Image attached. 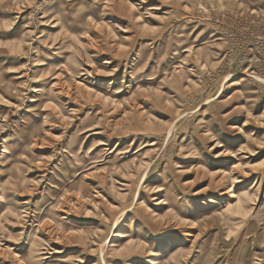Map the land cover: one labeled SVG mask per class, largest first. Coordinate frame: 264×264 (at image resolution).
I'll use <instances>...</instances> for the list:
<instances>
[{
  "label": "rangeland",
  "instance_id": "rangeland-1",
  "mask_svg": "<svg viewBox=\"0 0 264 264\" xmlns=\"http://www.w3.org/2000/svg\"><path fill=\"white\" fill-rule=\"evenodd\" d=\"M0 264H264V0H0Z\"/></svg>",
  "mask_w": 264,
  "mask_h": 264
},
{
  "label": "bare ground",
  "instance_id": "bare-ground-1",
  "mask_svg": "<svg viewBox=\"0 0 264 264\" xmlns=\"http://www.w3.org/2000/svg\"><path fill=\"white\" fill-rule=\"evenodd\" d=\"M55 4V3H54ZM180 41V40H179ZM62 48V47H61ZM129 87V86H128ZM148 144H150L149 146H153V142H150V143H148ZM178 166V165H177ZM90 169V168H89ZM234 180L235 181H237V182H239V180L237 179V178H234ZM249 192H247V193H240V194H238L239 195V197L237 196L236 197V202L235 203H233L231 206H230V204L227 202L225 205H223V207L221 208L222 209V211L223 210H225V212H228V211H230L232 208H234L237 212H240L243 208H244V205H245V202H246V200L249 198L248 196H247V194H248ZM219 211H220V209H219ZM245 212L247 211V209L246 210H244ZM171 247V246H170ZM133 248V246L131 245V244H127L126 245V248H125V251H127V255H129V251H131V249ZM171 255L172 254H170V258H171ZM174 256V255H173ZM172 256V257H173Z\"/></svg>",
  "mask_w": 264,
  "mask_h": 264
}]
</instances>
